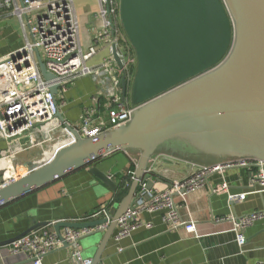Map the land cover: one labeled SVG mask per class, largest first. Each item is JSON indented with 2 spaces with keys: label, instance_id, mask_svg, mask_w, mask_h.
Here are the masks:
<instances>
[{
  "label": "water",
  "instance_id": "1",
  "mask_svg": "<svg viewBox=\"0 0 264 264\" xmlns=\"http://www.w3.org/2000/svg\"><path fill=\"white\" fill-rule=\"evenodd\" d=\"M118 15L136 59L127 84L123 63L111 46L121 73V98L138 107L130 114L131 122L95 140H82L58 112L56 118L74 142L43 163L28 164L26 174L13 182L4 184L0 179L1 208L116 151L137 152L131 183L109 221L103 217L53 224L58 237L60 229L107 224L104 231L95 230L81 239L87 241V264H102L116 221L132 204L139 182L151 189V175L145 170L164 143L183 142L208 157L264 160V0H119ZM35 56L41 77L52 81L54 76L46 71L38 51ZM49 91L56 96L57 86ZM89 173L111 192L117 190V184L97 167ZM48 225L35 223L0 242V247ZM99 231L103 235L91 249Z\"/></svg>",
  "mask_w": 264,
  "mask_h": 264
},
{
  "label": "crops",
  "instance_id": "2",
  "mask_svg": "<svg viewBox=\"0 0 264 264\" xmlns=\"http://www.w3.org/2000/svg\"><path fill=\"white\" fill-rule=\"evenodd\" d=\"M97 8L94 12L84 13L83 20L80 17L83 47H87L100 28V23L94 19ZM21 45L22 35L17 19L7 11H0V57ZM105 54L91 65H97L108 57V51ZM115 78L118 80L119 75L81 78L70 84L64 94H57L59 113L64 122L71 126L79 124L83 110L89 107V100L93 96L99 98L102 110L106 98L121 95L120 86L114 83ZM49 128L47 135L34 136L35 141H42L34 148L30 146L37 142L27 139L0 140V179L9 180L25 175L28 164L43 163L66 145L69 136L60 120L56 118ZM16 152L19 153L15 155ZM137 154L116 151L93 165L69 171L64 177L1 207L0 242L16 237L35 223L83 220L102 208L112 214L121 200L119 193L107 189L89 173V169L97 167L118 184L116 176L126 174L131 161L136 165ZM10 155L15 157L10 158ZM226 159L199 154L183 142L168 141L156 150L147 167H153L150 176L153 188L164 189L166 185L183 181L191 175L190 163L215 165L226 162ZM7 173L10 175L6 176ZM251 174L252 170L248 168L223 169L208 175L203 187L184 194L183 200L175 194L180 219L195 223L193 234L184 229L169 230L158 213L140 215L137 218L140 226L120 241L113 239L114 230L102 253V264L264 263V221H257L245 229L246 241L242 249L237 245L232 231V216L236 218L264 210V193H249L240 199L230 200V196L237 197L254 190L250 186ZM221 184H225L227 189L218 190ZM101 218L99 216L93 221ZM45 227L53 229V225ZM102 235L103 232H100L95 236L98 241L91 249H96ZM86 242V239L79 242L80 260L71 257L69 247H61L48 253L42 264H83L89 258L84 254L87 251L84 249ZM0 264H30V261L24 255H11L8 247L4 246L0 247Z\"/></svg>",
  "mask_w": 264,
  "mask_h": 264
},
{
  "label": "built area",
  "instance_id": "3",
  "mask_svg": "<svg viewBox=\"0 0 264 264\" xmlns=\"http://www.w3.org/2000/svg\"><path fill=\"white\" fill-rule=\"evenodd\" d=\"M96 1L98 8L94 19L100 23V28L87 47H83L75 0H0V11H7L17 19L22 35L21 47L0 57V140L10 142L27 139L37 142L34 136H45L49 133V126L59 112L56 96L49 91L52 85L57 86V94H64L70 84L81 78L104 74L114 77L118 74L119 79L115 78L114 83L120 86L121 73L112 59V45H115L123 63L127 84L131 83L136 59L120 26L119 0ZM103 49L108 51V57L97 65L89 66L88 63ZM35 51L39 52L46 71L54 76L52 81H45L41 77ZM89 103V107L83 110L80 123L76 126L70 125L82 140H95L103 133L127 126L131 122L130 114L138 109L131 106L128 99H122L120 94L106 98L102 110L97 96L91 97ZM65 132L69 136L65 145L68 146L74 140H69L72 135L66 129ZM41 142L30 147L34 148ZM15 155H10V158ZM190 166L191 175L183 181L166 185L164 189L153 186L148 189L146 183L140 181L132 204L116 221L113 239L120 241L128 237L140 226L137 218L145 213L160 214L169 230L184 229L193 234L195 223L180 219L174 196L178 194L183 200L184 194L202 188L208 175L223 169L240 167L252 170L250 186L254 190L237 197L230 196V200L240 199L249 193H264V160L242 157L211 166L195 163H190ZM152 171L153 167L150 166L145 173L151 175ZM132 178L133 176L131 180ZM14 180L16 178L2 181L8 184ZM226 189L227 186L221 184L218 190ZM110 215L106 208H102L86 219L69 222L86 223L99 216L108 219ZM231 220L236 243L242 249L246 241L245 229L257 221H264V210L236 218L232 216ZM106 225L87 229H60V237L52 227H42L7 247L11 255H24L30 264H42L48 253L61 248L64 243L71 249V257L80 260V240L95 230L104 231ZM87 263L85 261L83 264Z\"/></svg>",
  "mask_w": 264,
  "mask_h": 264
},
{
  "label": "rangeland",
  "instance_id": "4",
  "mask_svg": "<svg viewBox=\"0 0 264 264\" xmlns=\"http://www.w3.org/2000/svg\"><path fill=\"white\" fill-rule=\"evenodd\" d=\"M83 6H87L86 8H83ZM75 8L80 20V17H82L83 20V15L84 13H86L87 11L90 12H94L97 8V3L96 0H75ZM126 39V38H125ZM129 45V44H128ZM130 46V45H129ZM107 51H100L89 63L88 65L91 66V64L95 61H98L100 58L103 57V55L106 53ZM106 55V54H105ZM137 159H138V154L136 155ZM227 161V160H226ZM206 166H211L209 164H207ZM27 170V169H26Z\"/></svg>",
  "mask_w": 264,
  "mask_h": 264
},
{
  "label": "trees",
  "instance_id": "5",
  "mask_svg": "<svg viewBox=\"0 0 264 264\" xmlns=\"http://www.w3.org/2000/svg\"><path fill=\"white\" fill-rule=\"evenodd\" d=\"M132 50V48H131ZM132 53L133 50H132ZM226 160H229L228 158ZM135 171V163H133L132 161L129 163V167H128V170L126 172V174L124 175H117L116 178L118 180V184H117V193H119L120 197L122 198L127 190H128V186L130 185L131 183V177L133 176V173ZM126 184L128 186H126Z\"/></svg>",
  "mask_w": 264,
  "mask_h": 264
},
{
  "label": "bare ground",
  "instance_id": "6",
  "mask_svg": "<svg viewBox=\"0 0 264 264\" xmlns=\"http://www.w3.org/2000/svg\"><path fill=\"white\" fill-rule=\"evenodd\" d=\"M49 154H50V153H49ZM9 175H10V173H7V175H6V176H9ZM14 178H16V179H17L18 177H14Z\"/></svg>",
  "mask_w": 264,
  "mask_h": 264
}]
</instances>
